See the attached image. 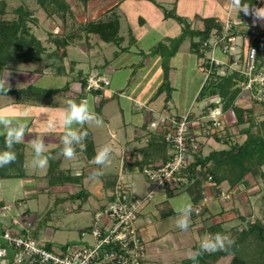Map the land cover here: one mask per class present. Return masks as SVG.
<instances>
[{"label":"crops","instance_id":"obj_1","mask_svg":"<svg viewBox=\"0 0 264 264\" xmlns=\"http://www.w3.org/2000/svg\"><path fill=\"white\" fill-rule=\"evenodd\" d=\"M180 1L183 2L180 4ZM193 1L196 2L199 0H67L70 4L72 13L68 17H71L72 25L70 28L63 25L61 28L56 26L51 27V30H48L49 45L45 46L42 44V46L46 49V52L43 55L45 59L42 58L40 61L41 66H43L42 73H35L36 67L32 69L34 72H25L27 70L22 71L20 69H9L8 75H4L10 84V89L13 90L22 89L28 85H32L36 79L48 73L51 74V76L61 75V77H64L65 85L59 92L55 89L56 93H54V101L47 102L46 98H49L48 96L39 102L32 100L27 101V103L35 102L34 105H36L35 107L37 108H30L29 111L27 110V118L16 116L17 118L23 119L28 125L25 137L26 140L19 143V145H22L20 152L23 156V176L2 178L0 179V182L7 179H19L22 181V184L20 185V192L22 195H24L25 198H32L36 200H38V196L40 195L65 194L71 198L81 197L84 201H86L93 194L96 196L97 205H94L91 200L89 204L93 206V210L97 211L110 200L109 196L113 190L118 172H124L126 174V170L130 166L137 167L141 171L142 166L145 164L162 161L165 156L164 145L160 142L159 138L146 132V124L150 118L161 114L166 110L176 115H185L190 112L188 109L185 113L175 110L176 106L173 103V92L176 89L174 86V78L177 75L176 66H180L182 60V53L180 52L181 47L179 44H177V47L173 46L174 48L170 50L164 49L159 52L160 58L158 59L162 60L165 56V58L172 64L169 65L168 68L172 69H170V73L166 72L164 75L162 74V81L159 85L153 87V93L147 96V101H145V103L138 102L140 107L136 108L140 109L143 120L138 125L134 126V130L130 138L125 135V139L123 138L118 140V145L122 150L119 158L118 156H115L118 161V168L116 172L111 174L106 173L108 171L104 170L105 167H103L104 174L98 180L93 181L89 179L90 170H94L96 168L91 167L93 165V158L96 155L97 149L103 146V144H100L95 147L90 126H84L83 130L86 131L88 135L82 145L76 146L77 157L81 162V166L78 169H73L71 162L66 160L61 154L63 147L62 135L64 130L61 127H57L54 130L46 131L45 124L49 118L59 116L60 110L66 107L68 99H74L76 102H79L82 99H87L94 111L99 105L104 107L109 104V101L117 96V94L124 100L132 101L133 98L129 95L123 94L121 91L122 88L117 84H113V80L110 81L108 76L105 75V72H108L111 75L114 70H120L123 67L122 63H125L124 61L128 60L129 55H136L138 56V59H140L142 58L141 51L148 52L150 50H154L158 53L159 50H156L155 48L158 44H161L162 40H169L171 42V33H169L171 31L163 26H168V19H170L167 18L169 16H165V10L173 11L174 15L170 16L171 18L175 19L176 17H179L185 20L189 25V30L191 31L202 30L203 19H213L216 24L221 25V23L228 17L227 13L226 18H223L225 5L224 0H200L204 3V5L198 6L197 8L195 4L192 3ZM243 6L244 5L241 7ZM167 7H170L171 9H167ZM251 8L253 7H249L248 14L242 10L245 19L252 18L251 15H253V11ZM68 17L65 18V22ZM112 18H117L119 22L118 43H106L101 41L97 35L87 34L84 32V26L86 24L90 22L106 21ZM124 28L126 29L124 30ZM154 33H156V35ZM180 34L181 29L178 27L173 31L172 36L180 37ZM241 34L243 35L242 31ZM157 35L159 36L157 37ZM179 37L178 39H180ZM54 38H63L66 40L67 45L65 49H63L65 50L64 55H62V49H60L61 52L58 51L59 53H53L56 51L55 44L53 43ZM194 38L195 37L190 35L188 51L195 55L198 62L197 66L200 69L201 61L199 57L191 51V43L198 41V38L197 40H194ZM106 45H111L112 47L110 48L112 50L111 58L107 60L104 59V64L100 63L98 65L89 66V69H85V61L83 58L79 57L75 59L69 57L68 49L78 52L81 51L82 54H84L83 56H85L87 61L90 63L88 60L89 52L94 51V47L96 46L105 47ZM216 54L217 53H215V57L217 59L222 61L225 60L222 55L218 53L222 57L219 58ZM54 58H57V61H53ZM47 59L49 61L45 63L44 60ZM120 59L122 60L119 62ZM149 59L152 58L149 57ZM60 61H62L61 64L57 65L56 63H60ZM90 71H97L100 75L107 78L109 80V86L104 88L102 91H85L82 87L84 83L82 78ZM199 71L203 74V81L200 83V87L202 88L205 84V74L201 70ZM127 75L130 74L128 73ZM165 76L168 78L170 89V99L168 101L166 100V92H158ZM22 81L24 85H20ZM73 83H79L81 88L80 93L78 91H70ZM200 90L196 95H194L193 100L196 99L197 101ZM96 93H106L107 95L104 101L98 100L97 102ZM11 96L12 95L0 96V108H5L7 105L16 107L17 105L20 106L25 103L24 101H15L14 97L12 96L11 98ZM199 103L204 105L202 101ZM235 103L238 107L243 109H247L248 106H251L249 104L248 95H242L241 92L239 93ZM190 106L191 104L189 107ZM223 112L225 131L228 132L233 140L234 138L229 131H231V124L235 125V115L231 110ZM193 113H198V111ZM106 127L109 129L110 138L116 139V134L110 131V125L107 124ZM34 136H41L45 139V154L50 157L48 165L43 169H36L31 166L33 150L28 140ZM242 139L243 137L240 132H238L235 141H241ZM87 140L92 142V149L90 151L86 149L85 142ZM131 142L137 144V146L129 151L124 150L123 146H126ZM199 142L202 151H199L201 156H206L213 150H222L228 147L227 145L208 137L199 136ZM111 160L113 159L111 158ZM8 170L11 171V173H17L14 171L15 168L13 167L8 168ZM261 170L264 175V166H262ZM260 179L262 178L259 176L254 177L252 175H247L245 177V183L240 186L230 188L227 184H222L220 188L221 191L225 190L229 193V199L225 201H222L219 196H215L211 188H207L204 191L203 197V199H205V205L203 207L204 213L200 216H195L194 218L196 219V222L191 225H198L199 233L204 234V236L210 234L209 229L213 228L217 229L218 232L222 231L224 233L229 232V230L234 228L239 229V221L243 220L242 217L244 213L249 214V212L254 208L255 201L259 197L262 185L258 183ZM262 180L264 181V179ZM187 186L183 189L186 191V194L191 201L190 193L186 189ZM15 187H17V185ZM173 195L174 194H171L168 197H164L162 195L157 196L156 198L159 202L154 203L153 205H150V203L145 207L143 213L151 211L154 205L155 208L158 204L166 202L169 198H172ZM203 199H201L198 203H200ZM15 201L22 202L23 204L22 208L17 211L24 212V217H26L31 224H34V222L38 219L36 214L31 212L30 207H26L27 209L24 210V202L22 199L13 200V202ZM0 204H4L3 201H0ZM195 205L196 204H194V206ZM166 213H170L168 216H172L175 214V211L171 207H168L160 215L164 217V214ZM141 216L138 221V225L141 226L143 224H149L148 221H145V219L141 218ZM89 227L90 226L83 227L80 229L79 233ZM36 233L37 232H35V234ZM37 240L43 242L48 249H51L49 247V237L42 235L41 239L39 238ZM199 241L192 244L193 249L196 250L195 245H199ZM65 246L66 245L61 246L60 251L63 250ZM179 246L181 247V245ZM187 260H189V258ZM191 264H195V262H192Z\"/></svg>","mask_w":264,"mask_h":264},{"label":"rangeland","instance_id":"obj_2","mask_svg":"<svg viewBox=\"0 0 264 264\" xmlns=\"http://www.w3.org/2000/svg\"><path fill=\"white\" fill-rule=\"evenodd\" d=\"M0 2H4L5 4V15L3 18L6 20L15 19L17 14L15 12L19 8L31 11L36 22H28V26H30L32 34L45 46L49 45L48 30H51V27L57 26L61 28L64 25L65 27L70 28L72 25L71 17L66 16L68 17L66 22L62 23V20L58 14L48 16L46 11L39 6L37 0H0ZM182 2L183 1H180V4ZM224 2L225 5L223 18H226L229 10V0H224ZM192 3L195 4L196 8L198 6L204 5V3L200 0L196 2L193 1ZM171 8L167 7V9ZM259 8H264V0H262L258 6L251 8V10L253 11L254 9ZM230 16L231 18L242 22L238 29L243 32V35L241 32H235V34H238L236 37L237 44L242 45L243 43H250L251 37L258 34H264V19H257L254 15H251L252 18L245 19L242 10L238 11L233 8V6L230 9ZM167 18H170L168 19L169 25L163 26L164 28H167L169 31H171L169 32L171 33V42L169 40H162L161 44H158V46L155 48L156 50H159L158 53H156L154 50H150L148 52L141 51L142 58L140 59H138V56L136 55H129L128 60L124 61L125 63H122L123 67L120 70H114L113 74L111 75L108 72H105V75L108 76L110 81L113 80V84H117L122 88L121 91L123 94L129 95L134 99H132V101L124 100L120 95L117 94V96L109 101V104L104 107L99 105L95 110V112L103 121L102 126H90L95 147L96 145L100 144H111L115 149L111 156L113 159L111 160V164L105 166V169L103 168L104 170L108 171L106 173H114L118 168V161L116 160L115 156H118L119 158L122 150L118 145V140L123 138L125 139V135L126 137L130 138L134 130V126L138 125L143 120L140 109L136 108L140 107L138 102L145 103V101H147V96L153 93V87L159 85L162 81V74L164 75L166 72L170 73V69L172 68L169 69L168 67L172 64L165 58V56L162 58V60H159L158 58H160L159 52L161 50H170L174 48L173 46H175V42L179 43L181 47L180 52L182 53L181 64L180 66H176L177 75L174 78V86L176 89L173 92V103L176 106L175 110L182 113H185L187 109L192 112L198 111V113H195V117H197V114L199 115L204 111V105H201L196 101V99L193 100L194 95H196L201 88L200 83L203 81V74L199 71L200 69L197 66L198 62L195 55L188 51L190 35L188 34V31L187 34L184 33L183 24L180 23L178 19H173L170 16ZM178 27L181 29L180 37L178 36L180 39H178V37L172 36L173 31ZM125 29L126 28H124V30ZM154 34L156 35V33ZM158 36L159 35H157V37ZM246 37H248V39ZM194 40H197V37H195ZM110 48H112L111 45H106L105 47H94V51L89 52L88 60L90 63L87 61V58L83 56L84 54H82L81 51L78 52L68 49V52L70 58H83L85 61V69H89V66L98 65L100 63L104 64V59H110L112 56V50ZM43 55L44 54L41 55V59H45ZM216 56L222 58L218 53ZM149 57L152 59H149ZM121 60L122 59H120L119 62ZM48 61V59L44 60L45 63ZM53 61H57V58H54ZM61 62L62 61H60V63H55L60 65ZM37 64L38 63H10L6 69L0 71V79H2L4 75H8L9 69H20L22 71L27 70L25 72H34L32 69L39 65ZM128 73L130 75H127ZM20 85H24L23 81ZM64 85V77H61V75L51 76L49 73L40 76L32 84V86L38 90L54 91L56 89L58 92L63 88ZM80 89L79 83H73L71 85L70 91H78L80 93ZM241 93L242 95H248V93L244 91ZM106 95V93L97 94L96 101H104ZM54 96V94H52L51 97L48 96L49 98H46V101H54ZM34 104L35 102H25L20 106L17 105L15 107L7 105L5 108L11 109V114L17 117H22L21 112L25 108H27L28 111L30 108H37ZM190 104L191 106L189 107ZM247 108L250 107L248 106ZM175 110L173 111L176 112ZM262 112L263 109L260 107L254 109V121L258 122L263 119L261 116ZM107 124L110 125V131L116 134V139L110 138L109 129L106 127ZM231 126V131L229 132L234 138L232 141L235 142L237 133L241 131L242 127H236V124H231ZM136 146L137 144L131 142L126 146H123V149L129 151L130 149H134ZM91 167L97 168L99 166L93 162ZM126 174V179L130 181L132 192L136 196L144 198L148 192L149 186L141 171L137 167L130 166L126 170ZM258 183L262 184L259 197L254 203V208H251L252 210L249 212V214L244 213L242 217L243 220L239 221L240 230L245 228V226H248L249 222L260 221L264 224V181L260 179ZM21 184L22 181L19 179H7L0 182V201H3L4 204H12L13 200L22 199L24 202V210L27 209L26 207H30L31 212L36 214L38 217V219L34 222V224L31 225L30 228L33 238L41 239L42 235L49 237V247L52 251L57 253H59L61 246L67 245L75 250L79 245L85 243L88 244L92 241V239L89 237L81 239L79 231L85 226H92L94 224V213L96 211L93 210V206L90 205L89 202L91 200L94 205H97L95 195L92 194V196H90L86 201H84V199L81 197H79L80 199L76 197L71 198L65 194L40 195L38 196V200H36L32 198H25V196L22 195L20 192ZM204 184L206 189L209 188V185H206V182ZM16 185L17 187H15ZM184 195L187 194L182 188L176 191L172 198H169L166 202L158 204L155 208L154 205L151 211H147L141 216V218L145 219V221H148L149 223L143 224L141 226L138 225V233L144 240L146 261L148 264H182L188 259V254L190 252L196 251L192 248V244H195V242H198L204 237V234L199 233L198 225H190L188 231H182L178 229L175 226L176 212L174 215L168 217H162L160 215L168 207H171L174 210V201H177L179 197ZM157 202H159V200L156 198V200L150 205H153ZM192 205L194 208V204ZM12 214H17V210L14 209ZM194 217L195 215L193 211L191 216V224L196 222ZM35 232L37 233L35 234ZM234 232L231 233V236L234 235ZM179 245H181V247ZM236 248L238 251L237 253L240 256L246 259L249 263H255L258 251L257 247L249 245V247L245 248L243 245L237 244ZM224 262H226V260Z\"/></svg>","mask_w":264,"mask_h":264},{"label":"built area","instance_id":"obj_3","mask_svg":"<svg viewBox=\"0 0 264 264\" xmlns=\"http://www.w3.org/2000/svg\"><path fill=\"white\" fill-rule=\"evenodd\" d=\"M247 0H241V6ZM262 0H254L258 6ZM229 0L228 17L213 29L200 44V70L208 81L214 73L218 77L237 73L242 78L241 92L248 93L249 102L264 110V68L257 61V49L250 43H236L238 27L242 22L231 18ZM248 39V37H246ZM215 53L225 60H219ZM87 92L102 91L109 80L97 71H90L82 78ZM201 114L188 112L176 115L168 110L150 118L146 132L159 138L165 156L160 162L142 166L141 173L149 186L144 198L136 196L124 172L116 176L110 200L94 214V224L80 232V238L92 241L73 249L65 246L59 253L48 249L43 242L33 238L31 222L22 208V202L0 204V264H148L144 240L139 235L138 221L146 206L157 196L168 197L192 182L194 173L205 171L196 163L200 151L199 136L221 138L225 131L222 103L219 97L202 100ZM206 172V171H205ZM206 185L212 186V177L205 176ZM228 192L221 191L219 198L228 199ZM205 199L194 207L200 215Z\"/></svg>","mask_w":264,"mask_h":264},{"label":"trees","instance_id":"obj_4","mask_svg":"<svg viewBox=\"0 0 264 264\" xmlns=\"http://www.w3.org/2000/svg\"><path fill=\"white\" fill-rule=\"evenodd\" d=\"M39 6L43 8L47 15H56L60 17L62 23H65L66 16L71 15L70 4L66 0H37ZM249 7H254V0H247L243 3ZM4 2H0V71L6 69L10 63H38L35 73H41L43 66L40 64L41 55L46 52L45 47L31 32L28 22L35 23L36 20L29 10L19 8L16 10V18L6 20ZM165 16H173V11H164ZM182 24L184 33L190 34L192 37H197V42L191 43V51L200 57V44L208 38L213 29H220V24H216L213 19H203V28L198 31L189 30L188 23L176 17ZM119 22L117 18L108 19L106 21L90 22L84 26V32L87 34L97 35L101 41L106 43H118ZM179 41V40H178ZM56 51L65 54L66 40L63 38H54ZM178 42H176V47ZM250 44L257 49V61L261 62L264 55V34H258L251 37ZM242 78L237 73L228 76L218 77L214 73L211 78L205 82L201 88L197 101L204 99L219 97L222 103L223 111L231 110L236 118V127L241 126L240 134L243 137L241 141H232L231 136L227 131L222 133L221 138L213 137L214 140L221 142L228 147L222 150H213L206 156L200 154L196 156V163L202 165L205 171L194 173L192 182L187 186V191L190 193L191 201L196 204L203 199L205 186V176L209 173L212 177L213 185L210 186L215 196H219L221 185L227 184L230 188L240 186L245 183L247 175L259 176L264 179L262 166H264V110L262 112V120L256 122L253 119L255 105L250 108L243 109L236 105V99L241 92ZM83 83V88H84ZM159 93L166 92V100L170 99V89L167 76L160 86ZM56 93L52 90H38L32 85H28L22 89H9L7 94L0 92V96L12 95L15 101H41L46 96H51ZM211 138V137H208ZM86 149H92V142H85ZM22 145L16 144L13 150L16 153L17 159L15 162L0 167V179L14 176H23V156L20 152ZM6 150L5 139L0 135V151ZM15 168V172L11 173L8 168ZM195 205V206H196ZM194 206V207H195ZM204 210L201 211V214ZM200 214V215H201ZM170 213L164 214V217ZM195 216H200L196 215ZM220 229V228H219ZM210 234L217 233V229H209ZM235 231V232H234ZM234 235L231 236V233ZM221 233H224L221 231ZM230 235L235 243L227 251H217L214 253H205L197 258V261L186 260L182 264H264V224L260 221L249 222L242 230L234 228L225 232ZM237 244L247 248L249 245L257 247V257L255 263H249L246 259L240 256L237 252ZM196 250L199 245H195ZM226 260V262H224Z\"/></svg>","mask_w":264,"mask_h":264},{"label":"clouds","instance_id":"obj_5","mask_svg":"<svg viewBox=\"0 0 264 264\" xmlns=\"http://www.w3.org/2000/svg\"><path fill=\"white\" fill-rule=\"evenodd\" d=\"M231 5L236 10H243L246 14L249 13V6L241 7V0H230ZM253 15L257 19H264V8L254 9ZM10 89L5 76L0 79V92H7ZM21 116L27 118L28 111L25 108L21 112ZM103 121L98 114L92 109L87 99H82L76 102L74 99H68L66 107L60 110L58 117L49 118L46 121V131L54 130L61 127L62 135V156L71 162L73 169H78L81 162L77 157L76 146L82 145L88 133L83 130L85 125L102 126ZM28 125L23 119L17 118L11 114V109L0 108V135L4 136L6 150L0 151V167L7 166L16 161L17 156L13 149L14 145L25 141ZM33 150V158L31 166L36 169L45 168L50 157L46 155L45 139L41 136H34L28 140ZM115 149L111 144H104L97 149L93 162L99 166L94 170H90L89 179L98 180L104 173L103 167L111 164V156ZM174 210L176 212L175 226L182 230L188 231L191 225V216L194 211L190 198L187 195L181 196L177 201H174ZM234 239L225 233L217 232L207 234L199 241V249L195 252H190L188 258L192 261H197V258L205 253H214L217 251H227L234 245Z\"/></svg>","mask_w":264,"mask_h":264},{"label":"water","instance_id":"obj_6","mask_svg":"<svg viewBox=\"0 0 264 264\" xmlns=\"http://www.w3.org/2000/svg\"><path fill=\"white\" fill-rule=\"evenodd\" d=\"M261 64H262V66L264 68V55L262 56Z\"/></svg>","mask_w":264,"mask_h":264}]
</instances>
